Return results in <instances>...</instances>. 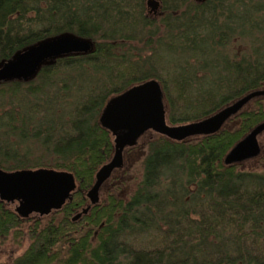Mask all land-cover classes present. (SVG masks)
<instances>
[{"label": "trees", "instance_id": "16d2710c", "mask_svg": "<svg viewBox=\"0 0 264 264\" xmlns=\"http://www.w3.org/2000/svg\"><path fill=\"white\" fill-rule=\"evenodd\" d=\"M146 1L0 0V66L63 36L91 44L44 60L29 78L0 81V168L66 170L77 182L44 217L43 245L13 264L52 261L64 234L62 264H264V168L227 158L264 120V92L212 134L175 140L145 130L132 193L71 217L112 154L116 136L101 120L111 98L148 84L164 121L180 125L264 91V0H157V14ZM83 222L89 230L75 234ZM15 223L0 202V233Z\"/></svg>", "mask_w": 264, "mask_h": 264}, {"label": "water", "instance_id": "95a60500", "mask_svg": "<svg viewBox=\"0 0 264 264\" xmlns=\"http://www.w3.org/2000/svg\"><path fill=\"white\" fill-rule=\"evenodd\" d=\"M149 12L157 13L159 2L146 1ZM91 48L90 42L83 39L59 37L42 42L21 51L14 61L0 66V81L11 78H29L46 59L72 53H83ZM264 91L251 92L219 111L199 121L170 125L164 121L160 94L153 92L148 84L130 88L119 96L111 98L104 109L101 120L105 127L116 136L111 158L95 174V180L86 191L91 204L98 202L101 186L113 172L123 166V150L135 145L139 136L148 129L158 131L169 138L182 140L194 135H208L218 131L233 115L254 96ZM122 131H127L126 136ZM264 131V120L250 129L228 152L227 158L243 161L258 156L261 148L258 135ZM77 186L74 174L66 170L40 167L36 169L4 170L0 168V200L15 203L14 211L21 217L32 213L40 216L60 210L72 197ZM89 207L77 214H86ZM75 218V217H74Z\"/></svg>", "mask_w": 264, "mask_h": 264}, {"label": "rangeland", "instance_id": "374dc122", "mask_svg": "<svg viewBox=\"0 0 264 264\" xmlns=\"http://www.w3.org/2000/svg\"><path fill=\"white\" fill-rule=\"evenodd\" d=\"M236 48L237 47L234 46V49ZM248 104H245V107L249 108L250 106H252L253 108L252 102L250 103L249 106ZM141 142L142 139L141 141H139V143ZM258 142L261 148L260 155L258 156V158L256 157V159L243 160V165H242L243 167L249 169L252 167H255L256 169L264 168V131L258 135ZM139 143L136 144V146L131 149L124 148L123 150L124 161L122 168L115 170L111 175V177L100 188L99 194L102 202H105L108 197H109L108 203L114 202L113 198H116V201L120 199L126 200V198L132 193L134 187L138 183L141 176V160L145 152L144 150L145 148H143L142 145H140ZM113 151H114V147H113ZM108 203H104V204L102 203L101 206H107ZM85 204L86 201L84 204H82V206L79 207V209L84 207ZM4 208L14 212V204L10 203L4 205ZM52 213L53 212L46 215V217L49 216V218L48 217L47 218L50 219L51 218L50 215ZM61 216L62 215H57L56 218H54V220L55 219L59 220ZM73 216L74 213L71 214V217ZM46 220L47 219L45 218L44 220L43 217L41 224L45 225ZM84 222H83L84 225L81 224L76 228L78 230L76 234L80 235L85 230L87 232V229L89 228V224H85ZM79 229H83V231ZM90 233L91 235L88 237V241H91L92 239L93 242H95V237L97 232H94V234L92 232ZM42 237H43V233H38V234L31 233L30 228H28V224L25 222H23L21 225L15 226V228L13 227V229L10 227V230L4 233H0V264H13L14 259L18 258L19 256H23L25 253H28L31 250L34 251L35 248L38 246H42L43 245ZM64 237L65 234L51 248V252H54L55 258L52 261L46 263L43 261L40 264H62L61 259L64 256H68V248L70 244V242L67 243V241L63 239ZM35 241L37 242V244L35 243Z\"/></svg>", "mask_w": 264, "mask_h": 264}, {"label": "flooded vegetation", "instance_id": "af4514ba", "mask_svg": "<svg viewBox=\"0 0 264 264\" xmlns=\"http://www.w3.org/2000/svg\"><path fill=\"white\" fill-rule=\"evenodd\" d=\"M159 11V8H158V10H157V12ZM154 14V13H153ZM157 14V13H156ZM253 98V97H252ZM105 184V183H104ZM103 184V185H104ZM102 185V186H103ZM101 186V187H102ZM84 197L86 198V204H85V206L84 207H86V206H88L89 207V209H88V211H87V213L86 214H81L79 217H76L77 216V214L79 213V212H81V210H82V208H84V207H82V208H78V209H76V210H74V216L72 217V219H76L77 221L78 220H80L83 216H86V215H90V213H91V210L94 208V207H96V208H98V207H100L101 206V204L103 203H108V201H109V197L107 198V200L105 201V202H102V200H101V198H100V194H99V197H98V202L96 203V204H91L90 203V201H89V199L86 197V192L84 193ZM72 198V197H71ZM71 200V199H70ZM70 200H68V201H70ZM121 200V199H120ZM115 201H116V198H115ZM0 202H2L4 205H7V204H10V203H8V202H5V201H1L0 200ZM67 202V201H66ZM11 204H14V206H15V203H11ZM14 213H15V211H14ZM15 215H16V223H15V226H18V225H21L23 222H25V223H27V221H31V222H33V223H31V224H28V228H29V226L30 227H32V229H34V228H37V234L38 233H42L43 232V228H44V224H41V222H42V218L43 217H45L46 215H44V216H40V215H38V214H36V213H32V214H30L28 217H25V218H21V217H19L16 213H15ZM91 216V215H90ZM75 217V218H74ZM90 220H91V218H90ZM86 223V222H85ZM36 225V227H34ZM79 230H81V229H79ZM75 232V234L77 233V231L75 230L74 231ZM92 240V239H91Z\"/></svg>", "mask_w": 264, "mask_h": 264}]
</instances>
